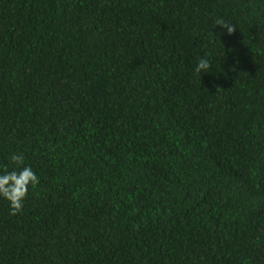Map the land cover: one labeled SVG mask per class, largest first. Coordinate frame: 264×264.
I'll return each instance as SVG.
<instances>
[{
    "label": "trees",
    "instance_id": "1",
    "mask_svg": "<svg viewBox=\"0 0 264 264\" xmlns=\"http://www.w3.org/2000/svg\"><path fill=\"white\" fill-rule=\"evenodd\" d=\"M13 154L0 264H264V0H0Z\"/></svg>",
    "mask_w": 264,
    "mask_h": 264
},
{
    "label": "clouds",
    "instance_id": "2",
    "mask_svg": "<svg viewBox=\"0 0 264 264\" xmlns=\"http://www.w3.org/2000/svg\"><path fill=\"white\" fill-rule=\"evenodd\" d=\"M215 23L226 29L229 35L236 31V27L233 24L227 23L223 19H218ZM211 67L210 59L203 57L198 60L195 72L197 74L201 72L207 73ZM11 161L15 164L16 169L8 171L5 166V171L0 173V196L9 201L12 210L11 215L15 216L22 212L29 188L34 189L40 181L30 166H24L22 155L13 154Z\"/></svg>",
    "mask_w": 264,
    "mask_h": 264
}]
</instances>
